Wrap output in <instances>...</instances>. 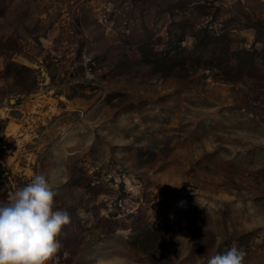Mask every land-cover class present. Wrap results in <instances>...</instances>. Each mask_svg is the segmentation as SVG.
<instances>
[{
  "label": "rangeland",
  "instance_id": "rangeland-1",
  "mask_svg": "<svg viewBox=\"0 0 264 264\" xmlns=\"http://www.w3.org/2000/svg\"><path fill=\"white\" fill-rule=\"evenodd\" d=\"M1 140L60 264H264V0H0Z\"/></svg>",
  "mask_w": 264,
  "mask_h": 264
},
{
  "label": "clouds",
  "instance_id": "clouds-1",
  "mask_svg": "<svg viewBox=\"0 0 264 264\" xmlns=\"http://www.w3.org/2000/svg\"><path fill=\"white\" fill-rule=\"evenodd\" d=\"M55 195L47 176L39 172L0 201V264H51L61 247L59 236L70 223L66 211L54 210ZM244 258L233 242L210 255L206 264H245Z\"/></svg>",
  "mask_w": 264,
  "mask_h": 264
},
{
  "label": "built area",
  "instance_id": "built-area-1",
  "mask_svg": "<svg viewBox=\"0 0 264 264\" xmlns=\"http://www.w3.org/2000/svg\"><path fill=\"white\" fill-rule=\"evenodd\" d=\"M11 154V148H10V141L1 140L0 141V181H4L5 179H8L9 173L4 168V165L2 163L8 159V156ZM6 194L7 199L12 195V193L18 188V187H6ZM61 258L59 255V251L57 252L56 256L51 261V264H60Z\"/></svg>",
  "mask_w": 264,
  "mask_h": 264
}]
</instances>
